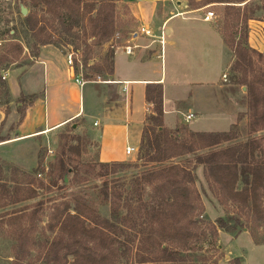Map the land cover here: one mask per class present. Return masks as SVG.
Here are the masks:
<instances>
[{
	"label": "rangeland",
	"instance_id": "rangeland-1",
	"mask_svg": "<svg viewBox=\"0 0 264 264\" xmlns=\"http://www.w3.org/2000/svg\"><path fill=\"white\" fill-rule=\"evenodd\" d=\"M205 2V0H186L185 3L190 8L200 6ZM246 4L248 8H254L251 19L263 21L264 25V0H253ZM22 5L20 0H0V60L3 59L0 65V137L6 139L0 142V264H87V251L81 246L91 245L96 250V255H99L105 252L103 249L105 240L93 239L92 236L86 238V236L77 232L61 229L57 220L58 216L66 210V205L68 204L71 213H74V208L79 205L82 210L86 208V210L89 209L88 212L97 210L101 214H106L108 208L107 205H102L105 199L101 194V190L106 186H116L117 189L129 191L130 187L133 186L131 180L167 163L158 165L138 161L137 166L123 169L114 174L100 176L98 174L99 166L96 165L98 160V131L93 126L84 124L81 121L75 127L67 125L31 138H17L19 124L16 123L20 117L18 99L22 96L25 101H31L29 95L21 91L19 78L35 61L29 47L32 39L26 30L23 31L19 25L20 18L24 16L20 11ZM142 6L143 4L135 2L127 4L123 0H116V13L118 14L120 26L114 34V44L111 45L113 49L125 45L126 36L130 37L131 33L139 28L138 21L131 15V11L138 10ZM221 8L222 4L210 7L216 15L212 19L215 25L219 19ZM153 17L156 18L155 15ZM184 17L173 18L169 25L174 28L180 23L198 22L194 21L197 17L195 14H186ZM255 24L260 34L264 35V26L261 27L258 23ZM14 31H19L17 37L20 39L23 49L19 54V60L8 64L4 59L7 49L10 47L6 40ZM190 37V34H188L179 39V45L184 52L178 61L185 62L186 58L191 60L195 57L198 60L197 64L204 65L209 69L213 68V75L218 71L220 76L223 70L216 68L215 59L211 60L213 64L204 63L205 60L199 55L201 53V42ZM57 38L59 45L56 46L53 43L52 46L55 45L66 59L68 55H71L72 66L81 71L84 80L95 81L104 77L105 74L102 73V70L106 66V60H109L107 50L111 48L110 41L104 44H94L92 39H87L84 43L82 34H79V39L74 38L73 41H80V46L74 48V45L67 43L69 39L64 36H58ZM165 47L167 48L168 59L171 47H167V45ZM190 48L192 53L189 52ZM171 50L175 51L174 49ZM257 51L262 55H253V66L244 77H246V80L254 82L257 88L264 93V49L263 51ZM226 54L230 62L226 71V79L231 87H225L221 91L225 90L224 95H226V90L230 92L229 96L226 95V99L235 109L234 123L230 126L229 118H226V115L223 114H217L215 118L205 117L199 122L206 127L214 128L215 132L231 133L232 139L217 145L215 150H222L230 145L254 140L257 143L254 154L259 159L264 160V129L256 131L250 129L252 128L250 125L252 114L249 108L251 100L249 83L242 84V82H235L231 79L232 74H234L232 72L234 58L230 55L229 49H227ZM36 60H38L37 56ZM42 68L43 65L37 63L29 70V74L33 75L39 85ZM99 68L102 70H99ZM168 69L170 67L167 60ZM236 79L243 80V75L237 72ZM49 80H51L50 73ZM72 83L81 87L74 79ZM90 86L85 87L84 99L86 102L90 99L87 95V88ZM12 89L14 93H11ZM41 96L42 92L37 94L36 99ZM6 110H8L7 114ZM178 128L180 134L184 136L186 129L190 131L185 123H182ZM9 139H12V141H9ZM77 145L79 146L78 149L73 148ZM49 150H51L50 153ZM136 157L135 155L134 158L130 157L125 161H135ZM61 158L68 164H72V162L76 164V169L73 170L71 167L70 171L63 176V179L59 174ZM188 159L193 161L194 158L193 156H186L174 159V162L179 161L185 164ZM193 167L194 187L200 195L203 210H197L194 214V219L199 220L198 240L191 245L190 250L182 251L181 256L192 259L194 264H264V222L260 223L258 221L248 224L245 216L240 215L238 209L231 205L229 201L226 204L221 203L220 195L216 194V184L211 177L208 178L209 175H206L203 166H195L191 162L190 168ZM25 181L33 182V185H30L33 186L34 197L18 203L11 202L13 198H9V196L12 193H5L2 185L7 189H12L14 184H25ZM143 186L144 188L146 186L143 197L148 198L151 187L149 185ZM242 186L243 183L240 181L238 188ZM4 203L8 204L3 206ZM25 207L27 209H23ZM91 215L93 214L89 213V219ZM220 217L227 219L229 225L234 224L235 220L239 218L241 232L234 236L232 233L220 228L217 223ZM140 221L143 220H138V222ZM29 228L30 231L27 232ZM120 238L122 240L125 237ZM127 246L129 247V250L126 251L129 264H136L139 260L147 262L145 264H152L150 260H154V256L158 252L156 250L152 253L151 249L153 247H151L149 240L142 244L137 240L132 243L128 241ZM122 248L125 247L122 246ZM73 251L76 253H72ZM98 264L110 263L104 261Z\"/></svg>",
	"mask_w": 264,
	"mask_h": 264
},
{
	"label": "trees",
	"instance_id": "trees-1",
	"mask_svg": "<svg viewBox=\"0 0 264 264\" xmlns=\"http://www.w3.org/2000/svg\"><path fill=\"white\" fill-rule=\"evenodd\" d=\"M20 1L29 8L27 14L20 18L19 25L32 39L29 45L32 56L37 55L40 46L53 43L58 46V36L69 39L67 43L74 45V48L80 46V41H73L74 38L79 39V34H82L84 43L87 39H92L94 44H104L109 41L110 47L114 44V34L120 26L116 13V0ZM205 1L222 4L215 27L234 58L232 64L234 74L231 79L242 84L249 83L251 99L249 108L252 114L250 129L253 131L264 129V93L254 82L244 77L253 66V55H262L251 48L247 42L248 20L252 18L251 13L254 12V8H248L247 4L243 7L227 4L242 0ZM18 32L14 31L6 40L10 45L4 58L8 64L17 62L23 49L17 37ZM113 52L112 47L107 50L109 60H106L103 70L99 68L105 74L102 80H107L105 77L113 71ZM2 61L3 59L0 60V65ZM237 72L243 75V80L236 79ZM145 95L151 108L142 129L136 160L112 162L97 160L98 174L100 176L114 174L137 166L138 161H143L145 164H167L153 168L131 180L133 186L129 191L117 189L116 186H106L101 190L105 199L102 205H107L108 208L106 214H101L97 210L88 212L89 209L82 210L79 205H76L75 212L71 213L68 204L66 205V210L58 216L57 220L61 229L77 232L86 238L92 236L93 239L105 240L103 243L105 252L99 255H96V250L91 245L83 247L77 242L87 251V264H98L104 261L110 264H129L126 252L129 247L126 245L128 241L132 243L135 240L140 244L149 240L153 247L152 253L158 251L154 260H150L152 264H194L192 259L181 256L182 251L190 250L191 245L198 240L199 220L194 219V214L197 210H203L200 195L194 187L195 177L192 172L194 167L190 168L191 162L195 166L202 165L206 175H209L208 178L213 179L216 184V194L220 195L221 203L226 204L229 201L238 209L240 215L245 216L248 224L264 222V160L254 154L257 143L250 140L230 145L222 150H215L217 145L232 139L231 133L193 132L186 129L184 136L180 134L178 127L174 130L167 129L163 126L162 86L148 84ZM29 97L30 102L25 101L22 96L18 99L20 117L16 124L23 121L27 107L33 104L37 95L31 94ZM5 112L7 114L8 110ZM4 140L6 139L0 137V142ZM78 147L77 145L73 148L78 149ZM191 155L194 158L193 161L188 159L185 164L179 161L174 162V159L192 157ZM71 167L75 170L76 164L73 162L68 164L64 159H60L59 174L62 179ZM240 181L243 186L238 188ZM24 183H16L12 189L2 185L5 193H12L9 196L13 198L11 202L18 203L34 197L35 192L31 186L33 182L25 181ZM142 184L151 187L148 198L143 197L146 186L144 188ZM8 203L2 205L5 206ZM89 213L93 214L91 220ZM138 220L143 221L138 222ZM217 223L220 228L234 236L241 232L239 218L232 225H229L227 219L222 217L218 218ZM142 226L144 227L141 228ZM30 228L25 231L29 232ZM120 237L125 238L121 240ZM122 246L125 248L123 249ZM145 263L147 262L139 260L136 264Z\"/></svg>",
	"mask_w": 264,
	"mask_h": 264
},
{
	"label": "crops",
	"instance_id": "crops-1",
	"mask_svg": "<svg viewBox=\"0 0 264 264\" xmlns=\"http://www.w3.org/2000/svg\"><path fill=\"white\" fill-rule=\"evenodd\" d=\"M123 1L127 4H143L142 8L131 11V15L137 19L139 27L148 26L155 35L163 32V47L156 38L141 34L127 36L125 44L136 45L133 52L125 53L124 44L114 48L113 71L105 77L107 80H86L81 87L72 83L75 77H82L81 71L69 64L55 45L39 47L36 55L38 60L34 56L35 61L20 76L19 85L25 94L37 95L42 92V96L27 108L17 128L18 139L46 134L67 125L76 126L81 121L98 131L97 157L100 162L134 158L151 108L145 95L148 84L162 86L163 126L167 129L174 130L185 123L193 132H215L214 128L206 127L199 121L205 117L215 118L217 114L226 115L230 126L234 123L235 109L226 99L230 92L226 90L224 95L225 90L221 91L231 87L227 79L223 80V74L230 65L226 56L227 49L215 22L202 20L200 8L208 3L188 8L186 0ZM190 13L197 16L194 21L198 22L180 23L174 28L169 25L173 18ZM255 23L264 26L263 21L249 19L248 44L263 51L264 35L256 29ZM188 34L191 39L201 42L199 55L205 60L204 63H211L215 59L216 68L223 70L220 76L218 71L213 75V68L197 64L195 57L191 60L186 58L185 62L178 61L184 52L179 39ZM166 45L175 50H169L168 59ZM189 52L192 53L191 48ZM167 60L170 67L168 70ZM37 63L43 65L40 85L29 74V70ZM87 85L91 86L87 88L90 99L86 102L84 97ZM11 93H14L13 89ZM187 114H192V117L185 121ZM95 120L98 121L96 126L93 125ZM127 146L133 148L130 154H126Z\"/></svg>",
	"mask_w": 264,
	"mask_h": 264
},
{
	"label": "built area",
	"instance_id": "built-area-1",
	"mask_svg": "<svg viewBox=\"0 0 264 264\" xmlns=\"http://www.w3.org/2000/svg\"><path fill=\"white\" fill-rule=\"evenodd\" d=\"M250 1H253V0H243L242 2H239V3H227V4L241 6V5H244V4H246V3L250 2ZM215 4L216 3H208V4L203 5L200 8V10L202 11L201 13L203 14L202 20H204V21H212V19L214 17H216L214 10L210 9V7L215 5ZM139 34H141L143 36H147L149 38H153V39L156 38L158 40L159 44L161 45V48L164 45L165 36H164L163 32H161L158 35H155L153 30L150 27H148V26H140L137 31H133L131 33V36L132 35L137 36ZM135 47H136V45H130V44H125L123 46V48L125 50V53H127V54H131ZM67 61H68L69 64L72 65L71 55H68ZM226 78H227V75L225 73V74H223V80L226 81ZM75 81L77 83H79L80 85H83L86 82V80H84L82 77H75ZM191 117H192V114H187L185 116V121H188ZM93 125L94 126L98 125V121L95 120ZM50 151L51 150H49V153H50ZM125 151H126V154H130L133 151V148L130 147V146H127Z\"/></svg>",
	"mask_w": 264,
	"mask_h": 264
},
{
	"label": "water",
	"instance_id": "water-1",
	"mask_svg": "<svg viewBox=\"0 0 264 264\" xmlns=\"http://www.w3.org/2000/svg\"><path fill=\"white\" fill-rule=\"evenodd\" d=\"M20 11L22 15H26L28 12L27 8L23 5L20 7ZM73 127H75V125Z\"/></svg>",
	"mask_w": 264,
	"mask_h": 264
}]
</instances>
